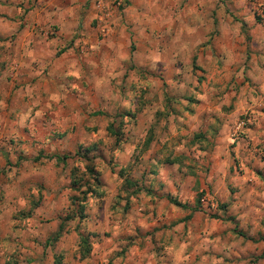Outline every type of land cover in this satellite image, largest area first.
<instances>
[{
  "label": "clouds",
  "instance_id": "9594fccd",
  "mask_svg": "<svg viewBox=\"0 0 264 264\" xmlns=\"http://www.w3.org/2000/svg\"><path fill=\"white\" fill-rule=\"evenodd\" d=\"M0 264H264V0H0Z\"/></svg>",
  "mask_w": 264,
  "mask_h": 264
}]
</instances>
